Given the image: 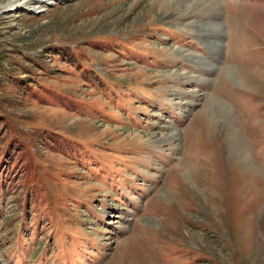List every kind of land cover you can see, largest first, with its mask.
Instances as JSON below:
<instances>
[{"label": "rangeland", "instance_id": "rangeland-1", "mask_svg": "<svg viewBox=\"0 0 264 264\" xmlns=\"http://www.w3.org/2000/svg\"><path fill=\"white\" fill-rule=\"evenodd\" d=\"M169 2L0 0V264H264V0Z\"/></svg>", "mask_w": 264, "mask_h": 264}, {"label": "bare ground", "instance_id": "bare-ground-1", "mask_svg": "<svg viewBox=\"0 0 264 264\" xmlns=\"http://www.w3.org/2000/svg\"><path fill=\"white\" fill-rule=\"evenodd\" d=\"M178 1L179 0H171V3L174 2V4H176V3H178ZM203 1L206 2L207 5L214 4L213 3L214 1L211 2V0H203ZM188 5L189 4H187V6ZM204 6H205V10H207L208 7L204 3H199V5L197 7H199L201 10H203L201 7H204ZM188 8L189 7H187V9ZM202 28H204V26H202ZM230 72H232V71H230ZM240 73H238L236 71V73L231 74V75H233V77H235V79H237V81L240 82V84L246 86L249 84L256 83V80L254 78H252L246 74H242V73L240 74ZM230 111L231 110L228 107H226L224 104L215 100V101L210 102V104L207 106V108L201 114L200 119L203 118L202 119L203 123L206 124V127H208L209 131L211 132L214 129L212 125L216 121H221V119L223 120V118L225 119V117H227L231 113ZM224 121H222V123H224ZM231 121L232 120L228 119L225 123L229 125L231 123ZM216 124H217V122H216ZM211 133H213V132H211ZM227 134L228 135L226 136L225 140L226 141L228 140V143L230 142L234 145L235 154L239 155L238 157H236V155L234 154L232 156L231 161H230L231 166L234 168L237 166V168H235V169L240 170V174H242V178H241L242 180L239 183L242 184V187H247V189L253 185L255 186L254 188H256V185H262L260 183H264V174L261 172L260 168L256 164L249 162L247 155L245 154V152L249 153V151H247L245 144H243L241 142L239 133L237 131H232V127L229 126L227 128ZM232 163H233V165H232ZM187 171L189 172V170H187ZM187 171L184 172L185 173L184 175H186V174L188 175ZM247 184H248V186H247Z\"/></svg>", "mask_w": 264, "mask_h": 264}]
</instances>
